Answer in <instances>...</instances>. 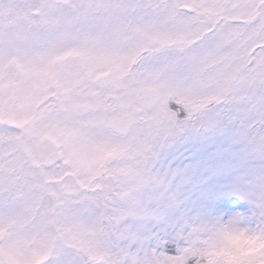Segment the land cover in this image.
I'll list each match as a JSON object with an SVG mask.
<instances>
[{
	"label": "rangeland",
	"instance_id": "obj_1",
	"mask_svg": "<svg viewBox=\"0 0 264 264\" xmlns=\"http://www.w3.org/2000/svg\"><path fill=\"white\" fill-rule=\"evenodd\" d=\"M63 2L0 28V264H264V0Z\"/></svg>",
	"mask_w": 264,
	"mask_h": 264
},
{
	"label": "flooded vegetation",
	"instance_id": "obj_2",
	"mask_svg": "<svg viewBox=\"0 0 264 264\" xmlns=\"http://www.w3.org/2000/svg\"><path fill=\"white\" fill-rule=\"evenodd\" d=\"M47 1V0H9V4L13 5V4H18L21 6V10L22 7L24 5L26 6H40V8H31L30 13H31V18L27 17V15L25 14V12L22 10V12H18L17 13V17H11L10 15L12 14L11 11L7 12V21L6 22H2V26L1 27H6V26H13V24L15 25H19L21 27H24L26 29H32L34 27H36L37 25H39L40 27H42L43 24H45V21L47 19V17H45L43 15V8L41 7L43 5V3ZM57 1V4L55 6V8L53 9V13L55 11V9H57L56 11L59 10V13L64 10L65 8V4H64V0H52V2ZM58 17H61L60 14H58ZM36 18V19H34ZM13 23V24H12ZM4 24V25H3ZM13 62L15 63V61H12V67L13 69L16 71V63L13 65Z\"/></svg>",
	"mask_w": 264,
	"mask_h": 264
},
{
	"label": "trees",
	"instance_id": "obj_3",
	"mask_svg": "<svg viewBox=\"0 0 264 264\" xmlns=\"http://www.w3.org/2000/svg\"><path fill=\"white\" fill-rule=\"evenodd\" d=\"M200 133L202 134V132L200 131ZM201 136V135H200ZM197 152V150H195V153ZM203 156L202 155H200L199 157H198V166H199V160L202 158ZM195 158H197V156L195 157L194 156V159ZM194 163V162H193ZM193 166H194V173H192V182H194L195 183V187H196V182H195V179H196V175H195V165L193 164ZM242 170V169H241ZM187 172H188V169H187ZM201 174V173H200ZM199 174V177L196 179L197 181H198V183H200L201 182V175ZM197 176H198V174H197ZM243 181L244 182H246V185L247 186H251V185H253L252 184V180H251V178L249 177V176H246V177H244L243 178ZM200 185V184H199ZM198 190H199V193L201 192V188H200V186H198ZM195 194V193H194ZM193 215H195V209L193 210ZM195 217V216H194ZM193 223H194V221H193ZM198 223H199V228L201 227V216L199 215L198 216ZM140 226H142V225H140ZM140 226L137 228V230L140 228ZM123 231H121V233H122ZM125 233V235L130 239V241H131V243H132V245H135V246H137V247H140V243H142V236L143 235H140V234H138V233H133L132 231H128V232H124ZM118 234V233H117ZM123 234V233H122ZM119 235V234H118ZM141 248V247H140ZM156 249H158L159 251H162V252H166V251H170V244L168 243H166V245L165 246H163V238L159 241V242H156ZM195 253H196V246L194 245L193 246V255H194V257H195ZM201 254H202V241H201V238H199V240H198V258H199V264H201Z\"/></svg>",
	"mask_w": 264,
	"mask_h": 264
},
{
	"label": "water",
	"instance_id": "obj_4",
	"mask_svg": "<svg viewBox=\"0 0 264 264\" xmlns=\"http://www.w3.org/2000/svg\"><path fill=\"white\" fill-rule=\"evenodd\" d=\"M15 63L13 62V65H14Z\"/></svg>",
	"mask_w": 264,
	"mask_h": 264
}]
</instances>
